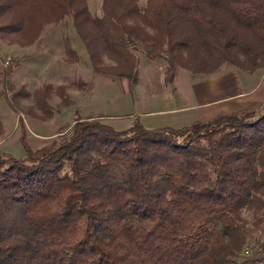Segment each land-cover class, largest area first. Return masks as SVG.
<instances>
[{
    "label": "trees",
    "instance_id": "trees-1",
    "mask_svg": "<svg viewBox=\"0 0 264 264\" xmlns=\"http://www.w3.org/2000/svg\"><path fill=\"white\" fill-rule=\"evenodd\" d=\"M100 13L87 0H0V36L32 43L71 22L93 70L131 85L140 56L162 61L168 84L180 68L264 73V0H101ZM52 92L34 94L49 115ZM61 137L24 143V159L0 153V264H243V214L264 209V104L180 129L76 118Z\"/></svg>",
    "mask_w": 264,
    "mask_h": 264
},
{
    "label": "rangeland",
    "instance_id": "rangeland-1",
    "mask_svg": "<svg viewBox=\"0 0 264 264\" xmlns=\"http://www.w3.org/2000/svg\"><path fill=\"white\" fill-rule=\"evenodd\" d=\"M87 1L91 12L100 15L101 0ZM65 37L79 55L77 63L66 62L63 47ZM6 59L10 61L4 67ZM140 59V64L147 61L144 56H140ZM102 60L104 67L114 64L105 56ZM157 61L151 63H158ZM140 64L138 70L142 69ZM224 68L228 69L227 66L222 69ZM110 79L111 76L93 70L85 47L71 22L63 20L57 25L44 27L40 36L32 43L16 41L13 36L7 39L0 36V153L24 159V143L31 150H36L54 140H60L73 127L76 118L103 115L102 119L105 120L107 117L104 114H108L117 97L118 101L124 102L120 105L121 113H118L122 117L106 119V122L117 131L130 128L134 123V116L130 115L139 113V109L136 106L133 109L127 104V98H122V93L116 87V77H112L111 81ZM46 85L53 87V92L47 94L48 104L54 110L51 115L40 111L34 99L35 91H41ZM59 86L65 88L64 93L68 99L65 104L61 95L54 92ZM25 93L29 94L28 98ZM136 98L141 97H134ZM219 110H223L222 107L218 110L213 108L212 112ZM243 217L253 225L245 247L262 232L264 209L256 215L244 213Z\"/></svg>",
    "mask_w": 264,
    "mask_h": 264
},
{
    "label": "crops",
    "instance_id": "crops-1",
    "mask_svg": "<svg viewBox=\"0 0 264 264\" xmlns=\"http://www.w3.org/2000/svg\"><path fill=\"white\" fill-rule=\"evenodd\" d=\"M154 61L147 59L140 64L142 61L139 60L142 69L135 85L124 78H116V87L122 93V98L126 97L127 104L133 109L135 106L139 109V113L130 116H134V122L138 120L145 128L180 129L219 115L257 109L264 104L263 72L247 73L228 67L216 74L194 77L180 68L168 84L163 62L158 60V63H151ZM136 96L141 98L134 99ZM118 100L117 97L108 114H104L106 119L122 117L118 113H121L120 105L124 102ZM220 107L223 110L212 112L213 108L218 110Z\"/></svg>",
    "mask_w": 264,
    "mask_h": 264
},
{
    "label": "built area",
    "instance_id": "built-area-1",
    "mask_svg": "<svg viewBox=\"0 0 264 264\" xmlns=\"http://www.w3.org/2000/svg\"><path fill=\"white\" fill-rule=\"evenodd\" d=\"M9 61L6 59L3 66L7 67ZM241 260L243 264H264V225L262 232L244 247Z\"/></svg>",
    "mask_w": 264,
    "mask_h": 264
}]
</instances>
